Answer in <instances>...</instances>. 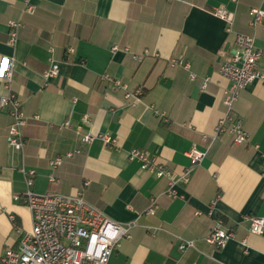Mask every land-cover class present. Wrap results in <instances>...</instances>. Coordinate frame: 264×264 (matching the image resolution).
Wrapping results in <instances>:
<instances>
[{
	"label": "crops",
	"instance_id": "0c3cea01",
	"mask_svg": "<svg viewBox=\"0 0 264 264\" xmlns=\"http://www.w3.org/2000/svg\"><path fill=\"white\" fill-rule=\"evenodd\" d=\"M33 2L27 12L24 0H0V57L13 61L9 87L0 80V97L13 92L30 118L25 145L15 150L7 144L9 106H0V253L32 229V212L23 201L29 187L41 194L83 189L85 199L111 219L136 222L110 264H264V232L251 233L248 220L264 217L261 82L242 89L233 109L248 141L236 144L231 133L215 134L230 85L220 66L238 49L235 32L255 36L264 73V27L250 24L252 9L264 10V0ZM221 6L233 14L232 31L215 13ZM13 20L23 26L9 44ZM174 57L189 61L190 69L171 65ZM53 60L59 74L45 81ZM105 74L131 90L140 88L142 100L130 104ZM65 120L72 126L60 128ZM78 126L82 134L108 133L117 146L98 136L82 143ZM203 135L214 139L209 144ZM193 146L208 152L191 168L186 152ZM133 148L155 156L176 176L191 168L189 181L177 183L176 197L167 194L166 178L130 159ZM77 149L51 167L52 159ZM23 169L35 171L31 186ZM152 197H157L155 214L146 212ZM217 218L236 232L224 247L205 239ZM179 237L193 240L195 248L181 251Z\"/></svg>",
	"mask_w": 264,
	"mask_h": 264
},
{
	"label": "built area",
	"instance_id": "2783aa9c",
	"mask_svg": "<svg viewBox=\"0 0 264 264\" xmlns=\"http://www.w3.org/2000/svg\"><path fill=\"white\" fill-rule=\"evenodd\" d=\"M35 4L33 0H24V10L33 11ZM215 13L227 22V31H232L233 14L224 6L219 7ZM264 10L262 8L252 9L251 26L254 28L263 26ZM11 31L8 39L9 44H14L18 36V30L23 26L19 20L9 23ZM235 43L238 49L223 61L220 66V73L230 81L229 87L225 90L224 104L226 110L219 119L216 126V135L231 133L236 144H242L249 139V133L245 131L241 119L233 114L235 102L242 89L254 81L264 85V73L260 68L261 51L255 43V36L242 32H235ZM114 49H117L115 46ZM71 50V49H70ZM173 66H182L190 69L189 61L183 57H174L170 60ZM13 61L8 56L0 57V80L9 87L12 76ZM59 74V66L53 60L50 67L43 73L45 81ZM195 78L194 73H190ZM104 79L112 81L114 85L124 91V97L130 104H136L142 100V90L129 89L128 85L109 74ZM205 78L202 88L208 83ZM0 106H9V115L12 122L9 126L7 144L15 150H22L25 145L23 129L29 121V117L22 110V103L13 92L0 97ZM164 116L165 112H158ZM37 118V117H36ZM89 116L85 115L84 119ZM71 122L65 120L60 128L71 127ZM82 143L88 144L97 136L110 147L117 146V140L108 133L100 135L82 134L81 126L76 128ZM209 144L214 138L209 139L203 135ZM80 150L69 151L59 155L50 161L53 169L60 166L65 159L72 157ZM208 152V149L201 150L196 146L191 147L186 155L191 161V168L201 164ZM130 159H137L141 169L155 174L159 178L168 180L167 194L171 197L177 196L176 185L179 181H189L191 168L181 176H176L174 171L166 164L161 163L153 155L146 151L133 148L129 152ZM29 186L33 184L34 170H24ZM53 181L55 177L50 175ZM85 184H88L86 182ZM16 198L18 196L16 195ZM24 203L30 208L33 217L32 229L24 231L16 247H9L0 256V264H110L113 250L120 245V240L130 236V230L136 226L135 221L121 223L111 219L104 211L89 203L84 197L83 189L73 194L60 193H37L29 187L23 194ZM157 209V197L150 199V205L146 212L155 214ZM250 232L262 234L264 232V217L249 216ZM235 229L226 226L223 219L217 218L211 227L206 241L216 247H224L226 243L235 238ZM180 238V237H179ZM179 249L185 251L188 248H195L193 240L180 238ZM153 264V263H145Z\"/></svg>",
	"mask_w": 264,
	"mask_h": 264
},
{
	"label": "rangeland",
	"instance_id": "374dc122",
	"mask_svg": "<svg viewBox=\"0 0 264 264\" xmlns=\"http://www.w3.org/2000/svg\"><path fill=\"white\" fill-rule=\"evenodd\" d=\"M2 254L0 253V256H1Z\"/></svg>",
	"mask_w": 264,
	"mask_h": 264
}]
</instances>
